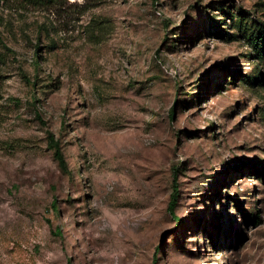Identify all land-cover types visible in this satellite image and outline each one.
<instances>
[{
    "label": "rangeland",
    "instance_id": "obj_1",
    "mask_svg": "<svg viewBox=\"0 0 264 264\" xmlns=\"http://www.w3.org/2000/svg\"><path fill=\"white\" fill-rule=\"evenodd\" d=\"M263 23L264 0H0V264H264Z\"/></svg>",
    "mask_w": 264,
    "mask_h": 264
},
{
    "label": "trees",
    "instance_id": "obj_2",
    "mask_svg": "<svg viewBox=\"0 0 264 264\" xmlns=\"http://www.w3.org/2000/svg\"><path fill=\"white\" fill-rule=\"evenodd\" d=\"M33 2H37L39 0H31ZM42 1V0H40ZM257 30L250 33L249 35H246L245 38L249 39V41H251L252 44V48L254 51H256L257 55H258V59H264V23L262 25H258V27L256 28ZM30 81V80H29ZM175 112V106L172 107L171 109V116H173ZM40 117V115H39ZM39 120L41 121V123H45V121L40 117ZM48 139H49V145L54 149V156L55 158L59 161V163L61 164L62 167L65 168L66 166V159H65V155L63 152V148L61 145V142L56 139L54 133L52 131L48 132ZM177 195H178V189L176 188L175 185V191L173 193L172 196V200L170 202L169 205V210L171 212H174V208L176 205V200H177ZM53 206H56V203H53Z\"/></svg>",
    "mask_w": 264,
    "mask_h": 264
}]
</instances>
